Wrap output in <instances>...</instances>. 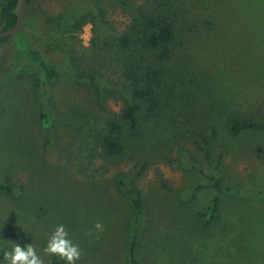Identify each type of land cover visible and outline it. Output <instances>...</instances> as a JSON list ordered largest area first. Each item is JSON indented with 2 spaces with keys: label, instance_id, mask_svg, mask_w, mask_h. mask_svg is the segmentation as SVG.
<instances>
[{
  "label": "rangeland",
  "instance_id": "374dc122",
  "mask_svg": "<svg viewBox=\"0 0 264 264\" xmlns=\"http://www.w3.org/2000/svg\"><path fill=\"white\" fill-rule=\"evenodd\" d=\"M66 1L74 2L64 8ZM120 2L129 0L26 5L20 31L55 71L49 82L10 41L0 44V181L9 178L13 188L12 196L0 192V230L12 233L0 234V255L31 243L47 264L42 249L63 224L83 253L77 264H130L135 210L118 182L123 178L144 203L140 264H264V128L207 144L184 137L162 143L161 135L127 143L117 156L102 152L105 121L128 102L109 76L110 42L129 16ZM263 8L264 0L239 3L236 26L223 7L226 34L200 52L204 79L219 80L222 92L238 99L235 114L255 121L264 120ZM53 10L63 12L59 27L43 22ZM84 73L95 82L77 78ZM41 109L50 114L48 127ZM197 168L222 174L230 187L219 197L217 217L198 215L217 191ZM97 222L105 229L98 241L86 235ZM152 229L159 233L156 249L149 248Z\"/></svg>",
  "mask_w": 264,
  "mask_h": 264
},
{
  "label": "trees",
  "instance_id": "16d2710c",
  "mask_svg": "<svg viewBox=\"0 0 264 264\" xmlns=\"http://www.w3.org/2000/svg\"><path fill=\"white\" fill-rule=\"evenodd\" d=\"M230 1L120 2L127 8L129 16L124 28L116 31L110 42L109 50H115V55L113 71L109 76L115 84H121L128 102L118 114L105 121V130L98 138L103 153L117 156L124 151L127 143H135L144 138L154 140L161 135H165L161 139L162 143H170L174 138L172 143L179 144L178 140L184 137L192 139L196 144L206 140L207 144L208 138L213 140L227 133L238 135L247 130L264 128V120L239 118L235 114L238 99L231 92L223 93L219 80L215 78L212 82L204 79L206 73L202 71L204 68L200 62L201 50L209 41L213 43L214 38L218 37L219 40L222 34H226L229 23L225 17L227 13L233 17L234 25L238 26L239 3H248L250 0H239L237 6L229 4ZM31 2L27 0V4ZM73 2H64V8L70 7ZM18 5L19 0L0 1L1 30L14 24ZM222 6L228 11L226 14L222 12ZM53 11L45 13L43 22L51 27H59L64 20L63 12ZM9 41L32 64L42 67L48 82L55 77V71L43 62L40 51L21 33L20 28L10 36L0 37V44ZM77 78L95 82L92 73L78 74ZM39 119L43 127L51 124L50 114L46 110L39 111ZM203 148L207 153L208 148ZM144 168L142 165L141 172ZM197 170L207 178V186L217 191V195L198 215L217 217L219 197L228 192L230 187L222 174L206 173L202 168ZM118 182L135 210L133 231L127 244L129 262L140 264L144 203L138 189L130 186L123 178H119ZM202 188L198 185L192 193L196 194ZM0 192L12 196L13 188L9 178L0 181ZM150 233L149 248L156 249L159 233L155 229ZM0 234L12 235L2 230ZM47 264H65V261L53 256Z\"/></svg>",
  "mask_w": 264,
  "mask_h": 264
},
{
  "label": "clouds",
  "instance_id": "9594fccd",
  "mask_svg": "<svg viewBox=\"0 0 264 264\" xmlns=\"http://www.w3.org/2000/svg\"><path fill=\"white\" fill-rule=\"evenodd\" d=\"M104 230V225L97 222L86 235L98 241ZM42 252L48 257H59L65 261V264H77L83 256L79 245L74 244L69 238V233L63 224L55 227ZM3 260L5 264H45L44 259L31 243L23 247L15 243L11 249L3 251Z\"/></svg>",
  "mask_w": 264,
  "mask_h": 264
},
{
  "label": "water",
  "instance_id": "95a60500",
  "mask_svg": "<svg viewBox=\"0 0 264 264\" xmlns=\"http://www.w3.org/2000/svg\"><path fill=\"white\" fill-rule=\"evenodd\" d=\"M27 0H19V5L17 9V15L14 24L5 30L0 29V37H7L15 33L22 23L23 15L26 9Z\"/></svg>",
  "mask_w": 264,
  "mask_h": 264
}]
</instances>
